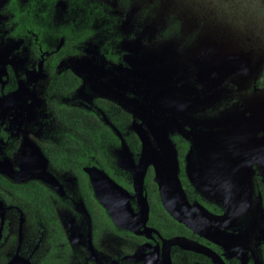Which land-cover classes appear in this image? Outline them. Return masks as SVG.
Masks as SVG:
<instances>
[{
	"label": "flooded vegetation",
	"instance_id": "flooded-vegetation-1",
	"mask_svg": "<svg viewBox=\"0 0 264 264\" xmlns=\"http://www.w3.org/2000/svg\"><path fill=\"white\" fill-rule=\"evenodd\" d=\"M30 2L36 11H24L25 19L36 24V30L18 27L13 0H0V264H176L179 256L184 257L183 264H247L249 253L259 259L251 245L225 253L205 237L206 220L192 227L182 222L183 217L200 215V204L221 210L208 202L201 189L190 185L194 178L179 177L176 164L166 161V138L172 125L162 124L169 115L171 121H178L176 109L165 110L160 100L158 109L154 99L133 92L127 102L129 114L104 91L112 90L115 76L121 84L128 83L119 72L134 67L120 48L126 37L135 39L134 34L110 27L108 20H116L113 8L103 1L93 2L111 12L108 18L100 17L99 23L100 18L86 17L82 4L76 5L73 15L55 24L56 3L49 16L48 0H17L22 11ZM83 3L87 5V0ZM61 26L90 33L70 43L59 32ZM100 29L110 34L97 35ZM149 29L142 35L147 36ZM91 39H100L99 47ZM256 81L250 82L244 98L260 89ZM96 86L99 93L94 91ZM243 89L240 84L230 102L242 100L238 93ZM76 94L84 99L92 95L93 105L101 110L76 102L72 98ZM40 116L44 124L38 126ZM131 116L139 119L142 135L129 136L125 124ZM120 121L129 144L121 136L118 145L108 146L112 170L99 162L106 145L93 129L111 124L114 131ZM184 124L190 126V119L182 120ZM151 137L154 146L149 144ZM176 139L183 138L174 135ZM147 152L156 154L159 161H148ZM162 168L172 174L164 172L166 176L160 177ZM199 187L207 193V188ZM259 187L264 191L263 184ZM179 211L180 220L173 219Z\"/></svg>",
	"mask_w": 264,
	"mask_h": 264
},
{
	"label": "rangeland",
	"instance_id": "rangeland-1",
	"mask_svg": "<svg viewBox=\"0 0 264 264\" xmlns=\"http://www.w3.org/2000/svg\"><path fill=\"white\" fill-rule=\"evenodd\" d=\"M93 1L108 3L113 8L112 11L116 17L114 21L108 20L110 21V27L116 29L119 33H133L135 38L126 37V42H123L120 46L122 52L127 54V58L132 61L131 66H134L133 68H127L121 73L119 72L120 76L123 75L124 78L126 76L129 79L128 83L121 84L118 81V76H115L112 90L104 89V91L107 94L111 93L113 100L120 106H125L123 108L124 112L127 110L129 114L132 112L128 107V103L131 102L132 96H134L133 92L142 93L141 96L149 98V101H155L154 106L158 109L159 100L165 110L176 109V116L174 117L178 121H171L172 115H169L164 117L162 124V126L172 125L167 135L166 143L172 151L171 156L173 160L177 162L176 174L189 180L188 175L190 174H188V171L191 172L189 164L192 165L194 184L190 185L194 189L197 188V185H202L207 190H210L211 196L216 192L219 199L226 197L227 203L230 198L238 200L239 202L232 207V210L239 205L242 207V211L239 210L241 214L244 211L248 216H252L250 222L253 220L255 226L259 223L261 226H264V196H261L260 190L254 187L252 182L254 163L257 162V167L264 169V90H256L253 92L256 95H248L249 97H256L254 99L248 101L235 99L233 102H230L232 98L236 97L235 91L239 88L236 85L238 79L237 72L233 73L231 70H227L226 63L223 64L225 68L219 67L215 63L222 56L212 51L214 49L211 46L213 42L209 44L206 41L202 42L199 40L187 48L183 55H180L178 52H172L173 50L167 51V49L176 46L175 42L168 43L167 47L164 42L162 49L159 50V47L155 45L150 46L152 43L157 44L162 41V35L159 33L158 27L159 22L154 19H145L144 15L142 17L138 13L139 10L134 11V8L138 7L133 5L130 0ZM70 2L69 0H57L55 2V24L60 23L63 16L73 15L76 12L75 5L73 2L70 4ZM102 21L103 18H100L99 23H102ZM218 26L226 28L225 25L218 24ZM149 27L151 29H149L148 35L143 36V31ZM97 32V35L103 34L102 32L110 34L109 30L103 29ZM217 35L220 38H224L223 34ZM90 41L99 47L100 39H91ZM88 46L93 47L94 45L88 43ZM186 53L195 56V58H187ZM87 57L89 59L90 55ZM228 57L230 59L238 58L237 54H232ZM71 60L80 64L85 62L82 58H78L77 60L71 58ZM95 64L98 65L99 62ZM122 64L126 65L125 62ZM263 69L261 68L251 73V78L253 80H264L260 76ZM99 86H96L94 89L97 93H99ZM133 86H136L137 90L133 89ZM78 95L72 96L76 102L78 100L88 108L92 106L101 110L97 104L93 105L92 95L86 99ZM176 101L179 102L178 105L175 104ZM150 104V102L146 103L147 106H150ZM104 118L106 117L104 116ZM187 118L191 121L190 126L184 124L182 127V120L187 121ZM37 124L38 126L44 124L42 116H40ZM125 126L126 130L130 132V137L134 135L137 137L138 134H143L141 123L135 116H131L126 121ZM114 128L115 132L112 131L113 127L110 124L109 126L105 125L104 128L93 129L97 136L102 137V140L105 141L104 145H106V151L98 155L99 162L108 168L111 166L112 170H114V161L112 154L107 150L108 146L118 145L116 140L118 142L121 136L127 135V132L122 130L121 121L118 123V127L114 126ZM143 131L146 132L147 130L143 129ZM174 135L180 136L183 139L173 140ZM123 137L129 144L128 137ZM184 137L187 139V145ZM135 142L136 139L130 143L134 144ZM149 144L155 145L152 137ZM177 147L182 150L179 151ZM188 154L190 155V160H187ZM116 156L118 159L119 153H115ZM146 159L148 161H159V157L150 152L146 153ZM113 179L115 182L123 184L120 179L114 177ZM213 200H215L214 196L211 201ZM208 202L210 201L208 200ZM245 205L247 206L246 208H244ZM212 206L215 207L216 205L212 204ZM220 206H218L219 209L221 212H224L225 208L223 205ZM255 207L261 217L258 215ZM213 212L219 213L220 211L214 209ZM244 217H246L245 214ZM182 219L185 220L186 218L183 217ZM237 222H240L241 225L243 224L244 231L239 226L233 227L228 225L223 228L228 237L240 241V244H235L234 247L224 250L227 254L233 253L235 248L248 249L247 246H249L242 242V239L251 233L245 228V222L239 216ZM187 241L190 242V240ZM181 243L186 242L181 241ZM189 246H192V244H189ZM194 248L198 249V251L200 250L199 246H194ZM212 250L216 251L215 249ZM243 252L245 251L241 250L242 256H244ZM193 255L190 254L192 257ZM247 256L249 257L247 264H254L256 260L254 256L251 253L247 254ZM183 262L184 257L179 256L176 264H183ZM240 264L245 263L244 261H240Z\"/></svg>",
	"mask_w": 264,
	"mask_h": 264
},
{
	"label": "trees",
	"instance_id": "trees-1",
	"mask_svg": "<svg viewBox=\"0 0 264 264\" xmlns=\"http://www.w3.org/2000/svg\"><path fill=\"white\" fill-rule=\"evenodd\" d=\"M44 2V0H41ZM56 0H48L49 16ZM86 0H72L73 4L81 5L86 17H105L111 16L105 6L102 4L95 5L92 0H87V5L83 2ZM133 5L138 4L140 15H144L145 19H154L159 22V33L162 35V41L159 43V50L162 49L163 43L167 44L175 42L176 46L167 49L168 52H178L180 55L189 48L193 43L201 40L202 42L211 43L212 51L222 58L215 61L219 67L231 70L238 76L237 87L240 84L244 89L238 93L239 99L248 101L256 97H245L250 90L251 73L264 68V28H260L259 24L249 19V14L255 10L264 8V0H130ZM34 2V1H33ZM30 2L22 11L17 0H13V12L18 21V27H29L36 30V24L30 23L25 19L26 10L30 12L36 11V6ZM42 8V7H41ZM23 12V13H22ZM83 14V16H84ZM109 14V15H108ZM24 21H20L21 18ZM51 18V17H50ZM88 18L90 21L91 19ZM225 25L226 28L218 26ZM85 28V27H83ZM60 33L66 35L67 41L73 43L74 37L83 33H90L85 29H71L60 27ZM259 33V34H258ZM217 34H223L224 38H220ZM198 38V39H197ZM162 42V44H161ZM165 46V45H164ZM222 46V47H221ZM180 49V50H179ZM237 54V59H230L228 56ZM187 58H195L188 55ZM226 61V62H225ZM250 73V75H249ZM264 78V69L260 73ZM260 89L264 90V80H257ZM231 83H233L231 81ZM258 89V90H260ZM256 95L255 93H252ZM233 99V98H232ZM231 99V100H232ZM252 169V182L254 187L264 184L263 172L258 163H254ZM260 188V187H259ZM264 196V191L260 192ZM262 262L264 264V242L260 245Z\"/></svg>",
	"mask_w": 264,
	"mask_h": 264
},
{
	"label": "water",
	"instance_id": "water-1",
	"mask_svg": "<svg viewBox=\"0 0 264 264\" xmlns=\"http://www.w3.org/2000/svg\"><path fill=\"white\" fill-rule=\"evenodd\" d=\"M167 149L169 150V153H168V158L166 157V161L168 162V164L170 162V164H172V165L176 164V166H177L176 160H173V157L171 156L172 151L170 150L168 144H167ZM187 153H188V151H187ZM189 156L190 155L188 154L187 160H190ZM189 166H190L191 172L188 171V174H190V175H188V178H192L193 179L194 178L192 176L193 167L190 164H189ZM164 172L166 174L167 173H171L167 169L162 168L159 176L160 177L166 176L164 174ZM174 185H178V183H175ZM197 187L203 191L204 196H208L209 197V201L212 204H215L216 207H218L220 205H223V207L225 208V211L221 212V213L220 212L219 213H214L213 210H210L205 205L200 204L199 206L201 208H198L201 211L200 215L186 216V219L183 220L182 222L186 223V225L192 227V226H199L200 225V222H199L200 219L206 220L208 222V225H207V229L208 230L206 232L204 231L205 237H208L211 241H213L217 245H220L224 250H228L231 247H234L235 244H240V241L228 237L226 235L225 230L223 228H225L228 225L229 226H233V227L239 226L244 231L243 224L241 225L240 222L236 223L237 218L239 216V218H241L242 221L245 222V228L248 231H250V233H251V234H249V236H246L244 239H242V242H244L245 244H248L249 246L253 245L258 250L259 259H256L255 256H254V258L256 259L255 262H256V264H263L259 246H260V244L262 242H264V226H261L260 223L257 226H255V223L253 222V220L250 222V218L252 216L251 215L248 216L246 213H244V211L241 214V212H239V210L242 211V207H240L239 205L234 210H232V207L239 202L238 200L230 198L228 203H227L226 197H223V198L219 199L217 197L218 195H217L216 192L211 196L210 190H208L207 193H204V192H206L204 190V188H200L199 185H197ZM213 196L215 197V200L211 201ZM245 204H247V203H245ZM246 207L247 206L245 205L244 208H246ZM191 208H195L194 205H191ZM256 210H257V208H256ZM257 212H258V210H257ZM244 214L246 215V217H244ZM258 215L260 216L259 212H258ZM173 217L180 220V217H181L180 216V211L178 213L173 214Z\"/></svg>",
	"mask_w": 264,
	"mask_h": 264
},
{
	"label": "clouds",
	"instance_id": "clouds-1",
	"mask_svg": "<svg viewBox=\"0 0 264 264\" xmlns=\"http://www.w3.org/2000/svg\"><path fill=\"white\" fill-rule=\"evenodd\" d=\"M249 19L257 22L260 28H264V8L255 10L252 13H250Z\"/></svg>",
	"mask_w": 264,
	"mask_h": 264
}]
</instances>
